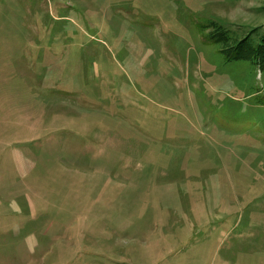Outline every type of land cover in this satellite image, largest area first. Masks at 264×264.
Returning <instances> with one entry per match:
<instances>
[{
  "label": "rangeland",
  "instance_id": "1",
  "mask_svg": "<svg viewBox=\"0 0 264 264\" xmlns=\"http://www.w3.org/2000/svg\"><path fill=\"white\" fill-rule=\"evenodd\" d=\"M218 27L264 0H0V264H264V74Z\"/></svg>",
  "mask_w": 264,
  "mask_h": 264
},
{
  "label": "trees",
  "instance_id": "2",
  "mask_svg": "<svg viewBox=\"0 0 264 264\" xmlns=\"http://www.w3.org/2000/svg\"><path fill=\"white\" fill-rule=\"evenodd\" d=\"M216 34L217 41L222 45L221 52L226 61L248 60L259 72L264 74V27L256 43L245 36L236 43L231 44L227 32L220 27L213 33V36H216Z\"/></svg>",
  "mask_w": 264,
  "mask_h": 264
},
{
  "label": "crops",
  "instance_id": "3",
  "mask_svg": "<svg viewBox=\"0 0 264 264\" xmlns=\"http://www.w3.org/2000/svg\"><path fill=\"white\" fill-rule=\"evenodd\" d=\"M227 251H231V250H227ZM233 257H234V256H233ZM233 257H232L231 254L228 253V252H226V253H221L220 250H217V263H218V264H219V259H221V260H220L221 264H223V261H225V264L230 263V261L232 260Z\"/></svg>",
  "mask_w": 264,
  "mask_h": 264
}]
</instances>
